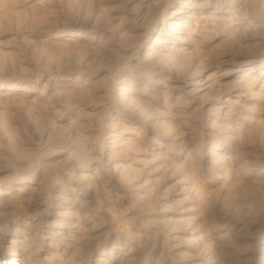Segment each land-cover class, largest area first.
<instances>
[{
    "label": "rangeland",
    "instance_id": "rangeland-1",
    "mask_svg": "<svg viewBox=\"0 0 264 264\" xmlns=\"http://www.w3.org/2000/svg\"><path fill=\"white\" fill-rule=\"evenodd\" d=\"M182 1L0 0V264H264V0H198L153 66Z\"/></svg>",
    "mask_w": 264,
    "mask_h": 264
},
{
    "label": "bare ground",
    "instance_id": "bare-ground-1",
    "mask_svg": "<svg viewBox=\"0 0 264 264\" xmlns=\"http://www.w3.org/2000/svg\"><path fill=\"white\" fill-rule=\"evenodd\" d=\"M204 8L203 4L200 3L198 0H185L182 1L180 4H176L175 9L170 11L169 14L163 13L161 15L160 24L161 27H159L157 30L154 31L152 35V43L148 44L146 46V50L144 51V58L152 60L153 66H158V62H161L166 57H171L173 55H180V59L176 58L175 61H173L170 66L171 67H181L185 64L186 61H192L196 56H198V52L196 48H193L191 46L190 41L187 40L184 36L188 35V32L185 30L181 31L178 28L183 26L184 22H187L191 20L192 18H197L196 15H200L202 12V9ZM213 13H219L222 12V9H215L212 11ZM145 17L146 13L143 9H139L137 13L135 14V18L138 19L139 24L141 25L140 28H143V32L138 33L139 38L144 39L146 35H148L147 28L145 25ZM170 19H172L170 21ZM261 20V19H260ZM259 20V21H260ZM262 21V20H261ZM264 23V22H262ZM247 24H253L251 20L247 21ZM145 25V27H143ZM164 27H167L169 29V32L166 31ZM183 34V36H180V34ZM73 35L77 37H84V34L80 31H76L75 33H72ZM160 34H165V36H160ZM66 35L65 31H56L52 32L50 37L53 38H62ZM177 41H180L181 43L176 44ZM195 47V46H194ZM164 51L165 54L162 52ZM169 55V56H168ZM176 57V56H175ZM172 58V57H171ZM261 66H264L263 64ZM264 71V70H262ZM250 70L245 71L243 73H240L237 75V83L234 86L235 88H240L242 90H245L247 87V78L249 76ZM209 80V79H208ZM195 83V82H194ZM193 83V84H194ZM130 86V84H129ZM128 85H121L119 86V93L121 94L122 99L125 101V103L128 106L133 105L134 99L130 97V91L131 88ZM6 89H3L5 92H10L12 89H14L13 84H9L5 87ZM26 92L24 94H27V92H31V89L28 87H25ZM230 100L227 95L221 99V105L225 108V112L228 111L229 107V101ZM228 101V102H227ZM115 141V140H114ZM114 141L113 144H114ZM126 144H131L130 139H125ZM153 156H155L153 154ZM158 157L161 155H157ZM18 189L17 186H6V187H0V201H6V202H13L15 201V197L12 196V190ZM2 203H0L1 205ZM51 234H54L52 230L50 231ZM23 241V240H22ZM16 239H13L10 241V244L15 247V252H17L18 248H21L23 251L27 250L26 247H28V243L19 242L16 243ZM264 242V240H263ZM19 254V253H17ZM264 260V257H263ZM13 258L10 259L9 264L13 263ZM20 264V263H17Z\"/></svg>",
    "mask_w": 264,
    "mask_h": 264
}]
</instances>
